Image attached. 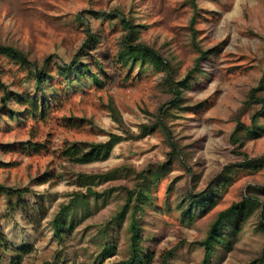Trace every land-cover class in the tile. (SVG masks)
<instances>
[{
  "label": "rangeland",
  "instance_id": "rangeland-1",
  "mask_svg": "<svg viewBox=\"0 0 264 264\" xmlns=\"http://www.w3.org/2000/svg\"><path fill=\"white\" fill-rule=\"evenodd\" d=\"M194 1L197 13L191 0H0V45H17L39 63L50 56L70 62L86 39L78 15L88 19L99 40L95 50L81 60L92 65L103 80L102 86L96 85L84 68L81 78L66 77L54 58L51 77L43 87L58 100L45 120L27 115L17 120L13 114L22 107L10 103L2 110L0 91V184L14 191H33L20 197L0 195V238L16 247L34 246L23 264H122L130 259L132 210L124 213L125 196L119 188L134 185L133 170L146 174L142 188L151 196L138 216L143 252L152 254V264H165L166 258L168 264H203L205 250L200 242L211 223L240 201L248 186L264 184V169L234 171L232 183L219 199L207 196L209 204L217 200V205L206 216L184 220L178 199L192 177L179 164L160 177L170 151L165 135L156 131L141 141H127L108 109L116 107L125 126L138 134L142 124L153 123L168 97L164 73L150 64L123 66L119 60V43L125 33L121 23L108 17L92 18L88 11L119 10L133 17L140 39L163 47L176 63V81L186 76L200 56L191 30L196 13V42L208 52L201 64L205 72L196 74L185 88L184 110L173 111L168 124L177 141L192 145L193 164L200 174L198 190L207 187L224 167L242 160L230 144L235 128L231 116L264 72V0ZM0 67L10 90L35 91L36 82L25 67L3 55ZM67 118L84 122L76 120L77 126L72 127ZM244 121L249 124L250 117ZM112 135L118 138L111 141ZM27 141L45 144L46 149L27 154L21 146ZM75 142L95 151L100 160L86 165L67 160L62 150ZM245 151L251 158L262 156L264 135L248 142ZM122 166L130 168L113 179L106 177ZM45 179L49 181L41 184ZM77 191L87 195L89 206L71 213L67 222H74V228L58 241L52 221ZM28 215L33 226L26 221ZM222 238L211 264H251L264 249L257 213L227 222ZM170 251L173 254L167 257ZM11 257L2 246L0 264H8Z\"/></svg>",
  "mask_w": 264,
  "mask_h": 264
},
{
  "label": "trees",
  "instance_id": "trees-1",
  "mask_svg": "<svg viewBox=\"0 0 264 264\" xmlns=\"http://www.w3.org/2000/svg\"><path fill=\"white\" fill-rule=\"evenodd\" d=\"M191 3L194 7V11L197 13L198 6L196 2L191 0ZM88 12L92 18L100 19L102 17H108L113 23L116 21L121 23L125 33L122 35L119 43V60L123 66L134 67L139 64L143 68L147 64H150L156 70L164 73V82L168 97L159 106L153 123L142 124L138 134L133 133L125 126L123 117L116 107L109 105L108 109L114 122L118 124L119 130L125 134L127 141H141L153 135L156 131H161L165 135L170 146V151H168L166 155L167 161L164 164V171L162 175H159L163 177L171 173L175 164H179L191 175V181L183 189L185 195H181L178 199V205L182 210L184 220L188 219L190 221H195L203 218L217 205V200L209 204L207 202V196H212L213 194L214 199L216 196L219 199L223 194V190L228 187L229 183H232L233 177H231V174L234 173V171L238 173L239 171H259L264 169V154L259 158H251L245 151V146L248 142L257 140L264 135V72L257 85L249 90L247 99L243 102L242 106L231 116V121L235 128L229 140L230 144L234 146L235 152L242 157V160L239 163L224 167L222 173L214 177L207 187L198 190L197 186L199 184L200 174L193 164L194 151L192 150V145H185L177 141L173 137L168 124V119L173 115V111L184 110L182 103L185 100V88L189 87L191 80H193L196 74L201 75L205 72L201 64L202 61L207 59L208 52L203 51L196 42L198 33L194 26L196 24V13L191 18V30L195 46L200 52V56L197 58L195 65L188 70L186 76L181 81H176L174 79V76L177 74L176 63L171 59L170 55L167 54L163 47L157 48L155 45H150L140 39L139 25L133 17L125 16V14L119 10H115L113 13H102L97 11ZM78 19L84 24L86 39L81 48L68 63L61 60L58 56H50L46 58L43 63H39L37 59L32 57L30 52L25 51L17 45H0V55L8 56L19 65L25 67L28 70L30 79H34L36 82L35 91L29 94L10 90L6 83L3 82V71L0 67V91L3 92L2 110L10 103H15L22 107L21 111L13 114L17 120H20V115H27L33 120H45L58 100L56 96H50L43 87V83L47 81L49 76L51 77L49 67L53 64L54 58H56L55 61L60 69V74L66 77L74 74L76 78H81L82 75L80 70L84 68V73L90 75L94 79L96 85L102 86L103 80L99 73L93 69L92 65L89 63L84 64L81 60L95 50L96 42L99 40L98 36L94 33L88 19H84L81 14L78 15ZM247 115L251 120L249 124L244 121V117ZM76 120L80 123L84 122L82 119L77 118L65 119L72 127L77 126ZM116 138H118L117 135H112L111 141H114ZM21 146H23L22 150L27 154H37L46 149L45 144L31 141L23 142ZM94 146L96 145L92 147ZM5 148L13 147L12 145H5ZM62 156L74 164L82 165L92 164L100 160L99 155L95 151H87L83 148L82 143L79 142L72 143L65 147L62 150ZM127 168L130 167L122 166L113 169L106 173V177L108 179H113L118 174L127 171ZM133 172L136 178L134 180V185L131 187L124 184L119 188V190L122 191L121 193L125 196V203L123 205L124 213L129 209L132 210V256L122 264H152V254L150 252H143V247H141L142 235L138 220L139 214L144 211L145 205L151 200V196L149 193H144L145 191L142 188L145 180L147 181L146 174L136 170H133ZM156 178H158V176ZM47 181H49V179H45L41 184ZM25 193H33V191L30 189L14 191L0 184V195H17L20 197ZM186 198L188 200H186ZM199 204L202 206H200V211H198ZM88 206L89 199L87 195L81 191L73 193L69 204H63L61 206V209L52 221L54 234L58 241H63L64 236L69 234L74 228V222L70 225L67 222L69 217H72L71 213L76 212L79 208L87 209ZM22 208L24 210L28 209L26 205H23ZM251 213H257L259 229L264 232V184L255 183L254 185L248 186L246 191L242 194V199L233 203L229 208L221 211L217 218L211 223L206 238L200 242V245L205 250L203 264H211L215 250L219 245L223 244L222 230L225 224L229 221H235L239 215L246 216ZM26 221L28 225L33 226V220L30 217ZM2 246L6 253H11L12 257L8 264H23L24 258L34 250V246L30 244L16 247L13 246L9 240L4 243V240L0 238V248ZM172 254L173 251H170L167 257ZM167 260L168 258L164 260L165 264H168ZM251 264H264V249L261 255Z\"/></svg>",
  "mask_w": 264,
  "mask_h": 264
}]
</instances>
